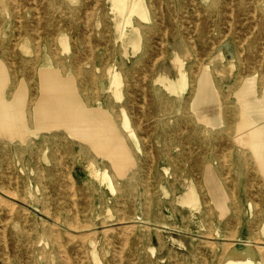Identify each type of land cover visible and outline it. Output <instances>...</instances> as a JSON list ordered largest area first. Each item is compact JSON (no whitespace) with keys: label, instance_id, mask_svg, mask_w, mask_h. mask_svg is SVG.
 <instances>
[{"label":"rangeland","instance_id":"rangeland-1","mask_svg":"<svg viewBox=\"0 0 264 264\" xmlns=\"http://www.w3.org/2000/svg\"><path fill=\"white\" fill-rule=\"evenodd\" d=\"M143 3L148 19L113 0H0V84L19 103L0 110L15 122L0 128V264H241L227 258L247 243L264 264V171L249 159L242 181L243 138L189 108L219 50L228 106L243 77L264 76V0ZM179 39L191 58L170 88L161 71ZM12 223L40 245L12 239Z\"/></svg>","mask_w":264,"mask_h":264},{"label":"bare ground","instance_id":"bare-ground-1","mask_svg":"<svg viewBox=\"0 0 264 264\" xmlns=\"http://www.w3.org/2000/svg\"><path fill=\"white\" fill-rule=\"evenodd\" d=\"M113 2L121 13L128 11L129 13H137L141 18L148 19V14H147V11L145 9V5L143 3V0H113ZM229 28H230V26H229ZM224 45H226V44H224ZM64 47H65V45H64ZM173 47H174V51H175V57L170 61V64L168 66L164 65L162 67V71H161L163 74H165L163 82L165 84H170L169 85L170 88H172L171 84L172 85L185 84V78H186V76H185L186 75L185 74V72H186L185 62L187 60H189V58H191V52L189 51V49H188V47H187V45L183 39H179V40L175 41L173 43ZM221 47H222V45H221ZM160 56H162V55H160ZM171 69L173 70V73H174L173 76L171 75L172 73L169 74L171 72ZM232 71H233V67H231V65L226 66L222 63V56L220 54V50L213 58L209 59L208 61L203 62V64L200 67L198 74H196L195 90H194L193 97L190 101V107L189 108L194 111L196 118L198 120H200L202 123L209 125L211 127H217L222 123L225 125V130H226L228 136H230V133L232 131H234L236 138L239 136L241 138H243V141L248 146L249 150L244 151L240 154H235L234 152L232 153L231 151H229V152L232 153L231 156L234 157L233 159H235L237 163H239L240 159H243L242 163L239 166V167H242L241 168L242 170L240 171V174H239V178L242 181H244L246 178L244 176V173L248 170V167L246 166V164L249 161V159L254 160L255 164L257 165V168L259 167V168H261L262 171H264V76L261 78H258L257 75L255 74L252 76H245L240 80L238 87L234 90V93H233L235 95V97H237L236 101H238L237 103L239 105V108H236L235 106H228L227 104H225L227 102V98L223 94H221V92L218 90V87L215 84V80L213 77V74H215L222 81L225 79L229 80L232 78ZM174 77H175V79H174ZM166 80H168V82H166ZM258 80L261 81L259 89H257ZM0 81L2 82L1 76H0ZM112 84H115L116 88L119 84H121L120 79H119V75L117 73L114 75V79L112 81ZM115 94L118 96L120 94V90L116 89ZM9 112H8V114H9ZM5 119L7 121H9V124L12 123L11 119H9L8 116ZM200 121H198V122H200ZM123 123H124L125 130H127L128 133L131 134L132 129L129 128V121L125 118ZM243 135H246V136H243ZM238 141L239 140H237L236 143H238ZM244 145H242V146H244ZM199 147H200V149H203L204 145L199 144ZM90 170L95 176L100 177L102 179H107L109 181L110 175L106 171H104V172L98 171L96 168H94L93 163L90 164ZM207 176H208L207 179H208V182L210 184L211 191L213 192L214 199L216 201H220L221 190H220V185H219L218 180L214 177L213 173L210 170H208ZM111 190H112V188H111ZM1 192H3V191H1ZM6 193H5V195L8 196ZM3 194H4V192H3ZM8 194H10V193H8ZM11 196H12V194H11ZM15 197H14V199H15ZM23 199H25V198H23ZM18 201H19V199H18ZM8 209H9V207H8ZM11 210H13V209H11ZM10 219H11V217H10ZM59 221L60 220H58V221L56 220L55 222H59ZM52 224L55 227L58 226L57 223H52ZM11 225H12V229H13L10 233L12 239L21 240L20 238H24L26 240H29L32 244H39L41 242L40 239H35V235L33 234V231L28 230L24 227H19L17 224H14V223H12ZM69 225H71V224H69ZM84 225H86V224H84ZM75 226H77V225H75ZM71 228H72V225H71ZM53 229H54V227H53ZM126 238H127V236H126ZM4 240H5V238H4ZM4 245L6 246L5 243H4ZM231 248L232 249H231L229 256L227 258V260L229 262H231V263L240 262L241 264L242 263L243 264H252L253 263L252 260L256 254V246L254 244L247 243L243 247L232 246ZM241 249H244V251ZM245 254L251 255V260H248V258L245 257Z\"/></svg>","mask_w":264,"mask_h":264},{"label":"crops","instance_id":"crops-1","mask_svg":"<svg viewBox=\"0 0 264 264\" xmlns=\"http://www.w3.org/2000/svg\"><path fill=\"white\" fill-rule=\"evenodd\" d=\"M1 68V67H0ZM1 71H2V73H4L3 72V68H1ZM3 78H4V74H3ZM2 84H5V82H3L2 81ZM2 84H0V89L2 88L3 89V86L4 85H2ZM0 90V110H4L5 112H11V113H13V111H15L14 110V107L15 108H19V107H17L16 105H19V103L16 101V100H14V102H10L9 100H7L6 98H5V96H4V92H2L3 90ZM3 102V103H2ZM2 104V105H1ZM2 106V107H1ZM5 108V109H4ZM9 110V111H8ZM9 112V113H10ZM10 113V114H11ZM56 114H57V111H56ZM57 116V115H56ZM1 118V117H0ZM8 127H7V126ZM0 128H3V129H9L8 130V132H11L10 134H13L14 132H15V122H13V124H12V126L11 125H9V122H4L3 121V119L2 120H0ZM11 128L12 129H14V131H12L11 130ZM8 135H9V133H7Z\"/></svg>","mask_w":264,"mask_h":264}]
</instances>
